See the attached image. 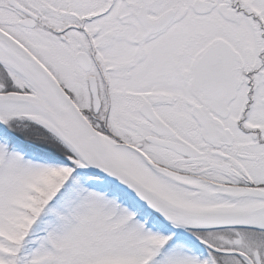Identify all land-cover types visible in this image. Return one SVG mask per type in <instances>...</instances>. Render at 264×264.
Masks as SVG:
<instances>
[{"label": "snow or ice", "instance_id": "6c2138e0", "mask_svg": "<svg viewBox=\"0 0 264 264\" xmlns=\"http://www.w3.org/2000/svg\"><path fill=\"white\" fill-rule=\"evenodd\" d=\"M0 264H264V0H0Z\"/></svg>", "mask_w": 264, "mask_h": 264}]
</instances>
